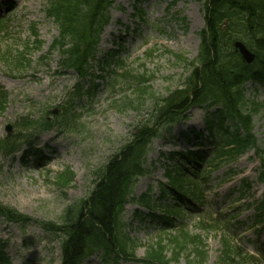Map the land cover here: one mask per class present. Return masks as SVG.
I'll return each instance as SVG.
<instances>
[{"label":"rangeland","instance_id":"obj_1","mask_svg":"<svg viewBox=\"0 0 264 264\" xmlns=\"http://www.w3.org/2000/svg\"><path fill=\"white\" fill-rule=\"evenodd\" d=\"M11 1L12 6L6 10L4 0H0V91L6 95L4 111L0 112V140L15 133L22 117L33 121L59 117L65 93L78 82L72 70L61 68L59 53H48L58 32L55 23L45 16L47 0ZM109 14L98 45L97 62H93L96 75L103 76L104 81L97 80L100 86L95 93L75 102L73 113L79 115V124L32 133L28 144L25 142L28 146L23 145L22 149H39L44 156L40 166H34L31 158L25 160L22 152L7 157L0 149V205L31 219L17 224L0 216V241L6 243L10 264L59 263L58 240L47 234L39 222L58 220L63 209L88 196L94 172L125 143L137 121L147 116L153 99L181 84L188 61L197 54L198 32L204 26V17L202 3L196 0H114ZM115 51L116 56L109 57ZM19 52L25 53L27 60L21 67L16 62ZM115 57L122 60V68L112 65ZM104 59L109 67L98 64ZM123 70L145 79L137 85L131 79L117 77ZM111 76L116 81L113 90L109 86ZM81 84L84 90L89 87L87 82ZM140 87L145 89L141 98L137 92ZM245 95L264 102V88L257 83H247ZM128 100L138 107L125 106ZM211 112L213 109L193 106L186 112V119L152 141L146 157L148 174L136 183L135 198L147 193L149 187L148 196L158 197L157 183L165 182V168L178 162L168 159V154L198 147L195 139L185 140L183 132L204 131L205 117ZM253 123V133L264 148V111L253 116ZM210 145L209 140L202 139L198 148L208 151ZM66 168L74 177L61 189L56 178ZM202 191L200 204H195L199 214L225 215L232 244L247 255H259H255L256 262L246 260L241 264H264V225H252L253 206H249L264 191V180H259V161L253 151L211 172ZM139 212L146 214L148 210L130 200L122 211L124 231L136 243L137 259L143 257L146 246L160 233L159 225ZM197 215L185 210L182 223L202 240L207 255L203 264H219L222 234L201 231L196 225ZM83 263L141 264L126 260L104 262L98 256ZM176 264L188 261L181 256Z\"/></svg>","mask_w":264,"mask_h":264},{"label":"trees","instance_id":"obj_2","mask_svg":"<svg viewBox=\"0 0 264 264\" xmlns=\"http://www.w3.org/2000/svg\"><path fill=\"white\" fill-rule=\"evenodd\" d=\"M196 1L202 3L204 26L198 32L197 54L188 61L187 74L181 84L168 90L166 95L153 99L147 116L137 121L125 143L94 172L92 187L86 198L68 205L58 220L39 222L47 234L58 240V264H80L94 255L104 262L126 260L141 264H176L181 256H185L188 264H203L207 258L206 251L200 237L192 234L182 223L185 210L198 213L196 225L201 231L222 234L219 264H241L246 260L254 262L252 256L232 244L225 215L199 214L195 204H200L202 188L211 172L249 151H253L259 161V180H264V148L258 144L253 133V116L264 111V102L245 95V85L249 82L264 88V0ZM113 2L47 0L45 16L55 23L58 32L48 53H59L61 68L72 70L78 82L65 93L59 117L53 120L41 117L40 121H33L28 116L20 119L15 133L0 140V149L5 156L12 157L23 145L28 146L36 130L42 132L79 124V115L73 113L75 102L94 94L100 86L97 80L103 78L96 75L93 62H97L98 45L109 22ZM4 4L9 9L13 3L6 0ZM33 37H37L34 32ZM236 40L242 41L255 54L252 64H247L235 51L233 43ZM116 54L117 51L108 55L114 57ZM17 55L20 58L16 62L21 67L27 61L26 54L19 52ZM112 63L117 68L123 66L119 57H115ZM98 64L109 67L105 59ZM99 69L103 71V68ZM116 75L124 80L131 79L137 85L145 79L143 75H132L129 70ZM111 79L109 86L113 90L116 81L112 76ZM82 82L89 83L86 90ZM137 92L141 98L145 89L140 87ZM128 102L125 106L138 107L131 100ZM5 104V92L0 91V112L4 111ZM193 106L213 109L205 117L204 131L207 135L203 130L191 129L183 132V137L185 140L195 139V145L199 147L202 139L209 140L211 149L169 153L167 158L178 162L171 168H165V182L157 183L158 197L148 196L149 187L147 193L135 198L133 191L136 183L148 174L146 157L150 144L161 132H170L175 123L186 119V112ZM24 150V157L32 156L36 163L44 158L37 149L28 147ZM73 177L74 174L66 168L57 176L56 182L64 189ZM129 200L147 208L148 213L138 214L148 217L160 228L157 239L146 246L143 257L139 259L135 255L136 243L124 231L122 220V211ZM252 206V225H263L264 191ZM157 211L161 215L158 216ZM0 216L17 224H26L31 220L2 205ZM4 249L5 243L0 242V264H10Z\"/></svg>","mask_w":264,"mask_h":264},{"label":"water","instance_id":"obj_3","mask_svg":"<svg viewBox=\"0 0 264 264\" xmlns=\"http://www.w3.org/2000/svg\"><path fill=\"white\" fill-rule=\"evenodd\" d=\"M233 46L235 48V51L239 52L242 59L247 63L250 64L253 62L255 58V54H253L251 51L247 49V47L242 43L241 41H235L233 43ZM7 131H10V127H7Z\"/></svg>","mask_w":264,"mask_h":264},{"label":"bare ground","instance_id":"obj_4","mask_svg":"<svg viewBox=\"0 0 264 264\" xmlns=\"http://www.w3.org/2000/svg\"><path fill=\"white\" fill-rule=\"evenodd\" d=\"M84 262H85V261H84ZM86 263H87V262H86ZM86 263H85V264H86ZM81 264H82V263H81ZM83 264H84V263H83Z\"/></svg>","mask_w":264,"mask_h":264}]
</instances>
